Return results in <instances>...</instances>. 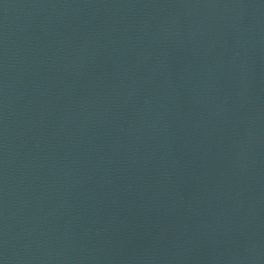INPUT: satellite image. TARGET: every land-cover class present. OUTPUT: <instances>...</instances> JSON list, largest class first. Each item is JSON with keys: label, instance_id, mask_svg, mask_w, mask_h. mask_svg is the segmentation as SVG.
<instances>
[{"label": "water", "instance_id": "obj_1", "mask_svg": "<svg viewBox=\"0 0 264 264\" xmlns=\"http://www.w3.org/2000/svg\"><path fill=\"white\" fill-rule=\"evenodd\" d=\"M0 264H264V0H0Z\"/></svg>", "mask_w": 264, "mask_h": 264}]
</instances>
